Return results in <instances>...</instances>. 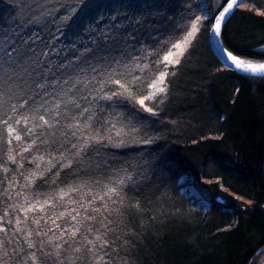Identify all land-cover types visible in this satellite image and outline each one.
I'll use <instances>...</instances> for the list:
<instances>
[{"label": "trees", "instance_id": "1", "mask_svg": "<svg viewBox=\"0 0 264 264\" xmlns=\"http://www.w3.org/2000/svg\"><path fill=\"white\" fill-rule=\"evenodd\" d=\"M84 3L88 0H48L49 7L57 9L54 13L57 17L73 9L79 15ZM99 3L101 7L89 17L91 27L85 23L69 35V22L59 18L51 20L46 28L20 27L12 22L7 11L8 0H0V30H7L0 31V48L8 46L10 38L28 40L38 53L41 50L49 53L48 61L69 64L67 71L73 79L63 86L64 90L72 87L77 76L85 80L95 76L100 80L99 72L88 67L91 56L88 49L99 47L95 38L108 30L110 24L120 21L107 19L110 12L104 7L119 0H99ZM160 3L167 5L162 10L169 19L158 16L151 31L161 41L167 38L169 45L172 41L181 42L183 29L190 30L195 18L201 19L195 38L180 58L181 63L168 69L175 74L167 77L170 83L164 103L156 102L154 106L158 115L140 112L146 119L142 127L137 125V139L130 145L100 147L98 155L92 152L97 163L87 172L77 174L53 168L44 181H38L35 191L58 194L63 189L62 203L71 205L73 199L103 195L105 186H114L124 178L122 170L127 169L134 179L124 189L125 198L105 199L114 209L110 217L115 221L112 226L128 240L130 264H254L264 250V79L238 75L223 67L213 54L210 30L213 18L225 5L224 0H160ZM246 4L225 26L221 42L240 59L264 63V15H260L264 0H246ZM100 12L105 16L97 23ZM13 29L19 32L18 36L13 35ZM153 45L155 41L147 39L136 49H128L122 56L117 54L123 64L137 66L125 69L123 64L115 65L128 79L141 85L138 97L144 91L143 84L158 74V63H152L154 57L145 58ZM78 58L87 72L78 71ZM97 67L103 72L108 65ZM57 75L64 76L58 70ZM94 86L99 87L96 81L88 89L78 85L66 99H79L89 92L96 95L92 91ZM80 103L108 119L114 111L125 115L137 112L131 101L121 100L116 109L102 99ZM146 104L153 106L152 102ZM143 137L153 142L145 143ZM8 147L11 146L0 144V157L5 160ZM25 156L31 159L28 153ZM24 164L25 170L36 167L27 160ZM9 167L15 172V165ZM3 175L0 172V179ZM17 179L23 184V177ZM182 179L195 187H205L216 196L210 201L194 202L182 192ZM69 185L78 186L80 191H72ZM217 195L226 203H218Z\"/></svg>", "mask_w": 264, "mask_h": 264}, {"label": "snow or ice", "instance_id": "2", "mask_svg": "<svg viewBox=\"0 0 264 264\" xmlns=\"http://www.w3.org/2000/svg\"><path fill=\"white\" fill-rule=\"evenodd\" d=\"M8 2L7 11L11 13L12 22L20 27L39 25L46 28L51 20L59 18L69 22V35L75 34L85 23L91 27L89 17L101 7L99 0H88L79 15L73 9L71 13L57 17L54 15L57 9L50 8L48 0ZM224 2L226 6L215 17L216 35H220L226 16L238 7L247 6L246 0ZM166 6H162L160 0H119V3L104 5L110 12L107 19L120 22L110 24L108 30L95 38L94 42H100L99 47L88 49L91 54L88 67L99 72L102 79L93 76L85 80L77 76L67 90L63 86L73 79L67 71L69 64L48 61L49 53L43 50L38 53L35 47L29 46L28 40L20 42L10 38L8 46L0 48V128L3 129L0 144L11 146L6 150V160L0 157L3 160L0 172L4 174L0 179V203L3 204L0 264H130L128 240L112 226L115 221L110 217L114 209L105 199L119 197L122 201L125 198L124 189L134 179L127 169L122 170L125 176L114 186H105L103 195L73 199L71 205L62 203L65 200L63 189L58 194L35 190L38 181H44L46 173L53 168L69 169L77 174L87 172L97 163L92 159V152L98 155L100 147L130 145L137 139V125L142 127V121L146 119L139 115L140 112L152 117L158 115L154 106L156 102L164 103L170 83L167 77L175 74L174 70L169 72L168 69L181 63L179 57L185 55V48L195 38L199 23L197 17L190 30L183 29L185 35L181 42L172 41L169 45L167 38L161 41L151 29L158 16L165 17L162 7ZM260 15H264V11ZM104 16V12L98 13L96 22ZM12 31L14 36L19 35L14 29ZM147 39L154 40L155 45L150 53H145V58L154 57L152 63H158V74L143 84L144 91L138 97L141 85L128 79L115 65L123 64L117 54L122 56L128 49H136ZM224 51L238 70L264 79V63H253L238 58L227 49ZM105 64L108 67L100 72L97 65ZM123 66L125 69L137 67L135 64ZM77 68L81 73L87 72V68L80 66L79 58ZM57 70L64 76H58ZM93 81L99 85L92 89L96 95L89 92L79 99H66L78 85L88 89ZM97 99L111 102L113 109L119 107L121 100L131 101L137 112L125 115L114 111L108 119L105 114L80 103L81 100L91 103ZM146 101L152 102L153 106H148ZM142 139L145 143L153 142L149 137ZM26 153L31 156L30 160ZM25 160L35 165V169L25 170ZM45 164L47 167H42ZM9 165L16 166L15 172ZM17 176L24 178L23 184ZM69 188L80 191L76 185H69Z\"/></svg>", "mask_w": 264, "mask_h": 264}, {"label": "water", "instance_id": "3", "mask_svg": "<svg viewBox=\"0 0 264 264\" xmlns=\"http://www.w3.org/2000/svg\"><path fill=\"white\" fill-rule=\"evenodd\" d=\"M225 6H226V4L223 7H225ZM223 7L218 11V13L215 15V17H217L219 15V13H220V11H222ZM239 8L240 7L234 9L228 16H226L225 20L222 22V25H221L220 35H216V33L214 31L215 17L213 18V22H212V26H211V30H210V39H209L211 50L223 67L230 69V70H233L238 75H242V76L249 77V78H259V77H253L248 73H244V72H241L240 70H238L235 67V65L232 63V61L228 58L227 53L224 51V49H226V48L223 46V44L221 42V34H222L225 26L227 25V23L230 21L232 16L235 14V12ZM253 63H255V62H253ZM216 201L220 204L226 203L225 199L222 196L216 197Z\"/></svg>", "mask_w": 264, "mask_h": 264}, {"label": "rangeland", "instance_id": "4", "mask_svg": "<svg viewBox=\"0 0 264 264\" xmlns=\"http://www.w3.org/2000/svg\"><path fill=\"white\" fill-rule=\"evenodd\" d=\"M197 1L200 2L201 0H197ZM199 19H201V17ZM189 45L185 48V50L189 47ZM176 51H178V50H176ZM180 58L181 57H179V59ZM174 65H176V64H174ZM174 65H172V66H174ZM181 183L183 185L182 192L189 199H191L194 202H196V201L203 202L204 200L210 201L216 196V194L213 193L212 191H210L209 189H207L205 187H199V186L195 187V186L191 185L190 183H188V181H186L185 179H182ZM259 255L260 256L258 257V260L254 264H264V250L261 251V253Z\"/></svg>", "mask_w": 264, "mask_h": 264}]
</instances>
